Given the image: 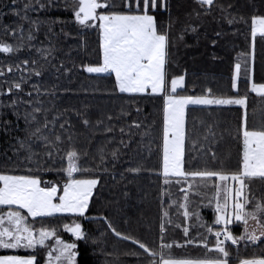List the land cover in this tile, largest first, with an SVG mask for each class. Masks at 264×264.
I'll use <instances>...</instances> for the list:
<instances>
[{"label": "trees", "instance_id": "16d2710c", "mask_svg": "<svg viewBox=\"0 0 264 264\" xmlns=\"http://www.w3.org/2000/svg\"><path fill=\"white\" fill-rule=\"evenodd\" d=\"M66 3L69 4L67 11L64 9ZM217 3L225 7L232 3L235 7L229 11L233 15H243L245 19L251 14L247 0H217ZM47 4L52 6L41 7ZM70 4L71 0H15V3L12 0H0V42L20 47L19 51L12 54L0 53V70L5 72V76L0 77V89L6 91L5 81L10 83L18 79L22 72L27 74L31 71L32 65L26 67L22 63L24 60L37 61L36 67L42 68L43 75L39 78L32 76L30 83L39 82L49 90L57 86L54 96H43L41 99L45 109H51L47 112L49 120L57 113L63 114L54 128L49 124L50 132L44 130L50 136L60 135L63 138L64 143L59 145V156L75 148L81 153H87L86 156L82 155L81 164L90 168L101 166L95 173L100 178V185L90 202L87 213L89 219L79 218L91 239L87 243L77 242V264H139L137 257L126 253L133 250L142 253V250L130 241L117 237L108 227L109 222L117 232L132 236L152 248L160 243L161 225L165 228V241L181 245L187 240L182 230L184 227H189V235L193 238H197V234L204 233L205 230L197 226L194 217L185 220L183 210L173 203L183 202L181 184L175 183L174 178H169L171 183H164L161 168L163 98L121 94L114 89L113 75L89 74L82 70V64L96 66L101 62L99 33L97 29H81L74 22ZM25 5H31L26 13ZM170 10L173 19L170 30L167 27V12L159 13L157 20L160 29L167 31L169 36L170 62L166 65L169 80L187 70L185 87L177 91L187 95H205L210 88L214 96H236L237 92L232 89L231 82L235 64L239 60L242 63L241 78L237 81L239 95H247L248 98L249 126H259L264 119V113L261 112L264 109V98L252 93L250 85L251 82L264 83V38L257 36L255 40L253 62L250 20L248 23L229 24L225 18L226 13H222L219 8H213L211 15L197 18L195 13L202 12V9L195 0H170ZM25 14L28 20L20 18ZM190 25L197 27V32L185 31ZM20 27L24 30L23 39ZM216 32L222 35L217 37ZM29 34L33 36L31 41L27 39ZM49 48L53 50L52 56L55 59L49 56L45 60L40 55V49ZM245 59L252 69L249 73L251 81L248 82L245 81L243 72ZM61 63L71 71L56 73L54 66ZM17 65H20V70ZM9 66L12 67L11 73L7 71ZM56 75H59L58 80ZM30 83L24 86L26 91L31 90ZM20 95L28 99L23 93ZM0 101L10 102L6 96L0 97ZM137 108L140 109L139 113ZM20 111L22 117L24 106H21ZM244 111L238 106H188L185 115V169L222 168L224 171H236L242 160V140L234 137L237 127L243 121ZM78 113L87 114L91 122L90 128H85ZM108 116L112 119H107ZM38 118L42 126L44 114H39ZM8 119L13 124L7 134L0 131V163L5 162V157L8 156L12 157L13 164H18L26 153L21 150L17 159L13 156V151L14 146H17L16 139L26 135L25 125L22 118L17 121L15 116L9 115ZM64 119L69 121L71 127L66 124L62 129L59 126ZM98 120H103V123L97 125ZM136 123L141 127H134ZM209 126L215 133L214 137L209 135ZM109 127L111 131L106 130ZM121 128L124 132L120 131ZM69 135L73 137L71 142L68 141ZM121 140L126 143L131 140V147L125 148ZM34 150L43 158L45 149L41 145H34ZM117 150L119 160L113 166L111 153ZM212 152L216 154L215 160ZM101 154L104 155L106 164H102ZM59 164L57 157V166ZM104 167H107L106 172L103 171ZM128 168H141V171L134 174L128 172ZM3 170L0 168V171ZM34 174L41 176L45 182L61 185L66 179L63 173L55 171ZM196 191L198 194L190 195L189 211L198 212L207 225L218 228L219 226L214 225V202L212 205L208 203L215 195L213 186L209 184ZM251 192L256 198H264V184L254 181ZM165 212L168 213L167 217ZM102 217L106 220L93 219ZM45 220V226L55 228L57 232L62 230L64 223L71 222V218L59 216ZM230 227L236 235L243 231L240 224ZM41 251L42 249L38 251L37 256L40 257ZM173 253L200 256L204 254V250L195 245L181 248L174 246ZM4 254L28 255L30 250L0 251V255ZM253 254L260 255V249L254 246H249L246 251L241 249V255ZM145 256L146 254H142L140 259ZM39 257V264H42Z\"/></svg>", "mask_w": 264, "mask_h": 264}, {"label": "snow or ice", "instance_id": "6c2138e0", "mask_svg": "<svg viewBox=\"0 0 264 264\" xmlns=\"http://www.w3.org/2000/svg\"><path fill=\"white\" fill-rule=\"evenodd\" d=\"M15 3V0H12ZM202 9L196 12L197 18L212 14L213 8H219L226 13L229 24L238 22L248 23L250 20V35L253 42L251 59L255 60V40L257 36L264 38V0H247V7L251 14L248 19L243 15H233L230 9L235 7L229 3L227 7L217 3V0H195ZM51 4L41 5L42 8L51 7ZM31 5H25V13ZM59 7V5H56ZM71 12L74 22L81 29H97L99 33V51L101 62L96 66L81 65L82 70L89 74L114 75V89L119 93L130 96H161L163 98V127H162V175L164 183H171L170 177H175V183L181 184L180 192L183 193V202H173L177 208L182 209L185 220L195 219L199 228L205 230L198 233L197 238L189 235V227H184L183 234L187 238L186 243L181 245L176 242H166L164 238L165 228L161 225L160 243L157 247H149L144 242L123 235L108 227L119 238L130 241L138 246L141 252L135 250L126 255L137 257L139 264H264V198H256L252 195L251 185L254 181L264 184V119L259 126L248 124V98L240 96L237 81L241 78L242 63L235 64V74L232 77L231 87L236 90V96H214L209 88L205 95L181 94L177 90L185 87L184 74L175 75L170 80L166 65L170 62L169 36L167 31H162L158 26L157 15L162 12L168 13L167 27L170 30L173 19L170 10V0H71ZM65 11L69 4H65ZM104 11L101 12L100 10ZM35 10V9H33ZM19 15V12H17ZM28 20L27 15L20 17ZM7 30V29H6ZM21 39L23 28L20 27ZM197 32V27L189 26L185 31ZM15 35V32H13ZM217 37L222 33L216 32ZM183 38V37H181ZM29 41L33 36L29 34ZM215 44V41H213ZM20 50L19 45L13 46L0 42V53L12 54ZM53 50L40 49V55L48 60ZM55 59L54 56H52ZM26 67L31 64L32 69L27 74H22L12 82L5 81L7 90L0 89V97L6 96L9 103L0 101V131L7 134L11 130L13 122L8 119L9 115L15 116L17 121H24V138H17L13 156L19 159V153L24 150L26 155L18 164L12 163V157H5V162L0 163V249L30 250L28 255L4 254L0 255V264H39L37 253L44 249L45 264H77L78 243H87L91 237L83 229L79 218L89 219L90 202L94 191L100 185V178L95 175L100 170L86 167L80 163L82 155L75 148L64 152L59 156V145L64 143L60 135L50 136L49 124L54 128L63 114L57 113L51 120L43 106V96H54L57 86L50 90L39 82L30 83L32 76L37 78L43 75L42 68L36 67L37 61L24 60ZM50 63V61H49ZM247 59L243 62L244 79L251 81ZM20 70V65L16 66ZM75 67V64H73ZM56 73L71 71L63 63L54 66ZM7 71L12 72L9 66ZM5 72L0 70V77ZM59 79V75H56ZM30 83V89L26 91L25 85ZM250 91L256 96L264 98V83L251 82ZM23 93L28 99H24ZM189 105L203 106H239L244 109L242 123L236 129L234 138L242 140V160L236 171H224L221 169L186 170L185 169V142L186 128L185 115ZM21 106H24L21 117ZM67 111V110H65ZM137 113L140 109H136ZM264 113V109L261 110ZM39 114H44L42 126L39 123ZM85 128L91 127V122L86 113H78ZM255 115V112H254ZM111 120L112 117L108 116ZM103 120H98L97 125ZM71 127L67 119L60 123L63 129L65 125ZM140 128L141 125H133ZM111 131V128H107ZM124 132V129H120ZM209 135L215 133L209 126ZM72 135L68 136L71 142ZM207 139V137H205ZM125 148L131 147V140L127 143L121 140ZM39 144L44 149L43 158L34 145ZM102 152V150H101ZM113 166L118 162V150L111 153ZM57 157L60 164L57 166ZM215 160L216 154L212 152ZM102 164H106L104 155H100ZM66 161V164H65ZM63 173L66 179L61 184L49 183L34 173L40 172ZM107 171V167L103 168ZM128 172L138 174L141 168H128ZM90 174V175H85ZM116 179L115 176L112 177ZM218 182V183H217ZM43 184V186H42ZM211 184L215 195L209 200V205L214 202L215 220L214 228L207 225L198 212L189 211L190 195L198 194L196 190ZM186 185V187L184 186ZM247 192V194H246ZM127 195V193H125ZM249 205L251 207L249 208ZM164 215L167 217L168 213ZM69 217L70 223L62 225V231L70 234L71 242L62 239L55 228L45 226V218ZM104 219L106 218H93ZM250 221L251 226H250ZM40 226L37 227L36 225ZM240 224L243 231L236 235L231 225ZM180 227V225H177ZM206 233V234H205ZM209 237H213L210 240ZM52 241V243H48ZM96 243V241H93ZM187 245H195L204 250L200 256L176 255L173 247L181 248ZM249 246L258 247L260 255H241V249L245 251ZM146 254L144 259H140Z\"/></svg>", "mask_w": 264, "mask_h": 264}, {"label": "rangeland", "instance_id": "374dc122", "mask_svg": "<svg viewBox=\"0 0 264 264\" xmlns=\"http://www.w3.org/2000/svg\"><path fill=\"white\" fill-rule=\"evenodd\" d=\"M255 94V93H254ZM189 106H196V107H205V106H203V105H189ZM212 106H215V105H212ZM239 107V106H238ZM161 168H162V166H161ZM170 178H174V179H176L175 177H170ZM251 221H250V226H251ZM58 233V235L62 238V239H64L66 242H71L72 241V239L71 238H69V235L67 234V233H64L62 230L60 231V232H57ZM48 243H52V241H49ZM3 249H0V251H2ZM6 251H12V250H6ZM26 251H28V250H24V249H20V250H16V252H26ZM45 252H46V250H44V249H42V251H41V254H40V257H39V259L41 260V263L42 264H45Z\"/></svg>", "mask_w": 264, "mask_h": 264}, {"label": "water", "instance_id": "95a60500", "mask_svg": "<svg viewBox=\"0 0 264 264\" xmlns=\"http://www.w3.org/2000/svg\"><path fill=\"white\" fill-rule=\"evenodd\" d=\"M68 234V233H67ZM70 236V234H68ZM71 237V236H70Z\"/></svg>", "mask_w": 264, "mask_h": 264}, {"label": "crops", "instance_id": "0c3cea01", "mask_svg": "<svg viewBox=\"0 0 264 264\" xmlns=\"http://www.w3.org/2000/svg\"><path fill=\"white\" fill-rule=\"evenodd\" d=\"M114 76V75H113ZM115 78V77H114ZM118 91V90H117ZM126 94V93H125Z\"/></svg>", "mask_w": 264, "mask_h": 264}]
</instances>
